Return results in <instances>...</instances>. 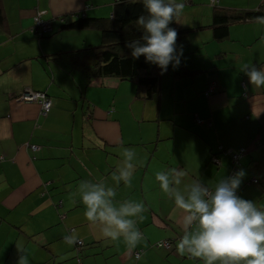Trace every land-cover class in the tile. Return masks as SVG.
I'll list each match as a JSON object with an SVG mask.
<instances>
[{"label": "crops", "instance_id": "1", "mask_svg": "<svg viewBox=\"0 0 264 264\" xmlns=\"http://www.w3.org/2000/svg\"><path fill=\"white\" fill-rule=\"evenodd\" d=\"M115 1H0L5 19L0 27V156L4 158L0 161V264H17L20 256H27L28 264H205L203 258L177 251L183 237L199 234L197 214L181 208L177 197L188 201L195 187L214 195L221 183L236 177L231 176L228 155L218 152L220 164L211 161V152L220 145L247 149L240 162L244 175L237 197L251 201L258 211L264 208V85L248 83L247 75L253 68L264 71V19L232 25L226 43H217L210 0H164L183 3L188 12L205 18L177 35L173 55L179 65L174 70L175 60L170 61L159 94L145 98L158 99L157 118L150 121L170 122L171 131L158 124L157 135L145 140L129 136L117 106L108 110L97 98L109 94L108 89L120 91L124 81L104 77L88 84L86 73L74 65L77 54L92 64L90 57L80 53L91 44V35L81 32L93 30L98 42L101 32L61 28L76 14L112 17ZM233 1L219 0L217 5L241 11L259 8L246 0L237 6ZM38 11L46 12L52 34H58L39 40L31 32ZM193 32L204 33L187 37ZM27 87L50 96V111L43 113L38 103L16 100ZM210 87L215 89L207 96ZM137 93L144 98L138 89ZM117 94L113 100L118 105ZM181 132L194 142L199 140L194 158L188 159L185 145L178 149L174 140L175 154L159 151L163 137ZM138 143L144 145L140 155L131 149ZM31 145L40 148L33 150ZM170 165L176 169L170 171ZM154 169L159 173L154 174ZM123 172L130 173L127 179ZM175 173L189 180L187 188L177 187ZM158 174H170L173 184L163 189L155 204L148 200L152 188L144 182ZM254 179L258 185L252 183ZM96 187L114 193L105 199L117 212L127 205L133 208L131 200L143 195L151 213L143 220L123 217L132 221L129 233H138L134 247L123 234L115 240L105 236L107 223L86 219L82 196ZM73 237L76 242L70 243ZM161 242H170L171 248Z\"/></svg>", "mask_w": 264, "mask_h": 264}, {"label": "clouds", "instance_id": "2", "mask_svg": "<svg viewBox=\"0 0 264 264\" xmlns=\"http://www.w3.org/2000/svg\"><path fill=\"white\" fill-rule=\"evenodd\" d=\"M143 3L150 18L145 22L144 17H141L138 23L146 32L142 37L146 44L134 47L132 56H145L147 62L161 69V74L167 71L170 61L175 60V70L180 63L173 55L177 31L168 28V24L184 8V4H165L164 0H143ZM247 75L248 83L256 87L264 85V71L253 68ZM129 175L128 172L122 173L125 179ZM243 175L244 173L240 172L230 182L221 183L209 201L202 199V196L207 195V190L199 187L193 188L188 201L177 197V204L181 208L193 215L198 214L201 229L199 234L191 239L187 236L181 239L177 245L180 255L187 251L194 257L203 258L205 264H214V261L218 260L223 264H239L240 261L245 264H264V212L258 211L251 201L235 195ZM158 179L163 182L162 188L167 190L165 177L158 175ZM112 195L114 193L111 190L105 192L102 187L84 193L82 202L87 208L85 217L90 221L99 219L107 223L110 227L104 229L105 236L115 240L123 234L127 244L134 247L139 239L138 233H129L132 221L123 217L135 215L143 205L135 208L124 206L117 212L105 199L106 196ZM73 242H76L75 237L70 241ZM17 264H28L27 256H21Z\"/></svg>", "mask_w": 264, "mask_h": 264}, {"label": "trees", "instance_id": "3", "mask_svg": "<svg viewBox=\"0 0 264 264\" xmlns=\"http://www.w3.org/2000/svg\"><path fill=\"white\" fill-rule=\"evenodd\" d=\"M164 3L178 5L166 1ZM213 6L214 12L211 27L213 37L218 42H223L230 37L232 25L264 19V0L259 5V8L254 11H241L223 8L218 5ZM141 17H144L145 22L150 18L144 7L143 0H116L112 17H90L85 14H76L74 20L62 23L61 28L63 30L94 28L101 32L102 43L100 45L85 47L80 51V53L84 51L88 52V54L90 51L93 54L94 60L92 64L87 65L84 63L79 54L74 57L75 67L82 69L86 73L88 84H92L94 78L117 77L123 81L134 82L139 93H142L146 99H152L159 94L162 79L161 69L151 62H147L143 55L138 58L132 56L134 47L145 46L146 44V41L142 39L146 32L143 26L138 23ZM178 17L179 14L174 16L169 22L168 28L176 30L177 35H181L185 30L175 28ZM4 22L5 19L0 2V27L3 26ZM52 31L53 28L42 36H35L38 39H42L50 36ZM217 153L218 151L214 150L211 152L212 162L217 157Z\"/></svg>", "mask_w": 264, "mask_h": 264}, {"label": "rangeland", "instance_id": "4", "mask_svg": "<svg viewBox=\"0 0 264 264\" xmlns=\"http://www.w3.org/2000/svg\"><path fill=\"white\" fill-rule=\"evenodd\" d=\"M247 1H249V0H246L247 4L254 5L256 8L259 6L260 2H262V0H250L251 1V2L249 1L250 3ZM233 2H234V4H236V6H237V4L242 3L240 0H234ZM175 4H177V3H175ZM196 4H198V3H196ZM185 7H187V6L185 5L184 8L179 12V17L175 23V28L180 27L181 30H187L188 28H191L193 26L194 22L195 23H197L199 21L203 22L201 20H204L205 14H203V16H202L199 14L188 12L185 9ZM189 7H195V5L189 6ZM81 33H83V34L84 33H90V35H91L90 36L91 44L87 47L98 46L99 44L102 43V41L98 42V38H96L94 36L93 30H85V31H82ZM203 33L204 32H193V33H187L186 35H187V37L188 36L189 37H196V36L198 37L201 34L203 35ZM56 34H58V32L53 33L52 36H54ZM186 39H189V38H186ZM39 40H41V39H39ZM42 40H44V39L42 38ZM231 40H234V39H231ZM217 43H220V42H217ZM223 43H226V42L224 41ZM235 43H237V42H235ZM261 43H264V37L262 38ZM207 46L210 47V44ZM255 48L258 49L257 45ZM81 53L84 56L90 57L89 58L90 61L94 60V58L92 56L93 54L90 51H89V54H88V52H84V51ZM204 57H206V56L204 55ZM99 79H103V78H99ZM123 83H124V86L120 89V91L119 90L114 91V90L108 89L107 91H109V94L99 95V96H97V98L102 100V104L109 106L108 110L109 109L112 110V109H114L115 106H117V108L119 110L118 116L121 118L122 122L125 124L126 129H128L129 136H133V137H137V138H141V136H142V137H145L144 138L145 140H147V138H151V137L154 138L155 135H157V133H158V129H159L158 124H160L162 126L163 131H167L169 133L171 131V125H172L170 122H163L162 121V122L158 123L157 119H155V121H150L153 118H157L156 106H157L158 99H154L152 101L146 100L140 94L137 93V87H136V84L134 82L124 81ZM117 92H118V94L116 96V101H117L119 106L113 100V99H115L114 95ZM141 110H143V115L140 113ZM164 136H166V135H164ZM163 138L164 139L162 141L161 140L159 141V143H161L159 151H162V152L170 151L172 154H175L173 151V147H174L173 140H174V141L178 142V144H177L178 149L182 145H185V151L184 152L186 153L188 159L194 158V154H196V151L198 150V148L201 145L199 140H197V142H194L193 140L188 138L186 136V134H184V132H181V134H177V136H175L173 138L172 137H163ZM142 146H144V145L140 144V143L135 145V148H133L134 146H132L131 147V149H133L132 152L137 153L138 155L143 154L144 148H142ZM228 157L230 158L228 160V163L231 165V167H230V172H231V170L234 167V164H233L232 157L230 155H228ZM75 163H79L81 165L80 160L76 159ZM169 168H170V171H173L176 169L175 167H173L171 165ZM153 171H154L153 172L154 174L159 173V172H157L156 169H154ZM158 175L165 177L167 184H170V185L173 184V178L171 177L170 174H168V175L158 174ZM174 175L176 177L177 187L187 188L189 186V180L187 178H185L181 173H175ZM131 178H134V177H131ZM134 181H135V179L132 180V183ZM162 183L163 182L160 179H158V176L157 177L156 176L155 177L147 176V178L145 179L144 184L152 188L147 193V198L152 203H155V204L158 203L160 195L163 194ZM252 183L254 185L259 184V183H254V182H252ZM178 185H181V186H178ZM255 187H258V186H255ZM262 199L264 201V197ZM131 201H132L131 204H132L133 208H135L139 205H143V207L141 208L140 211L136 212V214L134 216L128 215V216H126L127 218L130 219V218L140 216L138 218L143 220L147 217V215H149L151 213V210L149 209L148 205L144 202L143 195L140 194V198L138 200H131ZM126 207L132 208L129 205H127ZM148 211H150V213H147ZM261 211L264 212V208ZM196 226L197 227L199 226V227H198V229H195V232H197V230H198V233H199L201 230L199 222ZM195 235H197V234H195ZM192 237H193V235H192ZM156 244L157 243H153V247H155ZM155 248H157V247H155ZM163 249L166 250V248H163Z\"/></svg>", "mask_w": 264, "mask_h": 264}, {"label": "built area", "instance_id": "5", "mask_svg": "<svg viewBox=\"0 0 264 264\" xmlns=\"http://www.w3.org/2000/svg\"><path fill=\"white\" fill-rule=\"evenodd\" d=\"M210 3L212 5H217L219 3V0H210ZM45 13H46L45 11H38L35 16L34 24L32 26L31 32L37 36H42L46 34L47 32H49L50 30H52L51 21L44 17ZM214 89H215L214 87H210V89L207 91L206 94L209 96L210 94L214 92ZM16 100H18L19 102L21 101V102H27V103H38L41 106L43 113H47L52 106V100L46 92L36 91L29 87L25 88L18 95ZM31 148L33 150H38L40 147H38L37 145H31ZM218 152L220 154L230 155L232 157L234 167L231 170V176L232 177L237 176V174L240 172L241 159L244 156V154L247 152V149L246 148H240L238 150L227 149L220 145L218 147ZM217 157H215L213 161L217 164H220V159ZM2 160H4V158L0 156V161ZM253 182L258 183V180L254 179ZM212 193H213L212 191H208L207 195H204L202 199H204L205 201H209V198L213 195ZM235 195L238 196L237 190H235ZM196 220H198L199 222L198 214L196 216ZM77 244L80 245V247H82L83 242L78 241ZM160 245L166 248H171L170 242H161ZM141 254H142L141 251L136 252L137 258H140Z\"/></svg>", "mask_w": 264, "mask_h": 264}, {"label": "water", "instance_id": "6", "mask_svg": "<svg viewBox=\"0 0 264 264\" xmlns=\"http://www.w3.org/2000/svg\"><path fill=\"white\" fill-rule=\"evenodd\" d=\"M83 245H85L84 243L82 244V247H83Z\"/></svg>", "mask_w": 264, "mask_h": 264}]
</instances>
